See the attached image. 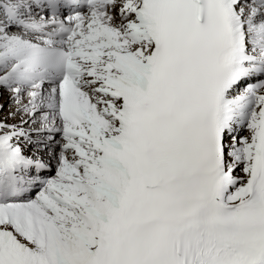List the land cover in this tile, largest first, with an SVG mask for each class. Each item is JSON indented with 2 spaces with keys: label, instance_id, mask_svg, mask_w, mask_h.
I'll return each instance as SVG.
<instances>
[{
  "label": "snow or ice",
  "instance_id": "snow-or-ice-1",
  "mask_svg": "<svg viewBox=\"0 0 264 264\" xmlns=\"http://www.w3.org/2000/svg\"><path fill=\"white\" fill-rule=\"evenodd\" d=\"M0 96V264H264V0H0Z\"/></svg>",
  "mask_w": 264,
  "mask_h": 264
},
{
  "label": "bare ground",
  "instance_id": "bare-ground-1",
  "mask_svg": "<svg viewBox=\"0 0 264 264\" xmlns=\"http://www.w3.org/2000/svg\"><path fill=\"white\" fill-rule=\"evenodd\" d=\"M5 96H6V94H5ZM2 97H3V96H2ZM3 98H4V97H3ZM6 105H7V106H5V110H4L5 112L8 110V108H9V106H10V105L7 104V103H6Z\"/></svg>",
  "mask_w": 264,
  "mask_h": 264
},
{
  "label": "rangeland",
  "instance_id": "rangeland-1",
  "mask_svg": "<svg viewBox=\"0 0 264 264\" xmlns=\"http://www.w3.org/2000/svg\"><path fill=\"white\" fill-rule=\"evenodd\" d=\"M3 97L2 96H0V102H3ZM5 106H7L6 104L4 105V110H5Z\"/></svg>",
  "mask_w": 264,
  "mask_h": 264
}]
</instances>
